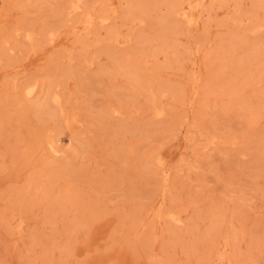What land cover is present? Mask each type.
I'll use <instances>...</instances> for the list:
<instances>
[{"label":"rangeland","instance_id":"1","mask_svg":"<svg viewBox=\"0 0 264 264\" xmlns=\"http://www.w3.org/2000/svg\"><path fill=\"white\" fill-rule=\"evenodd\" d=\"M69 2L0 0V264H264V0Z\"/></svg>","mask_w":264,"mask_h":264},{"label":"bare ground","instance_id":"2","mask_svg":"<svg viewBox=\"0 0 264 264\" xmlns=\"http://www.w3.org/2000/svg\"><path fill=\"white\" fill-rule=\"evenodd\" d=\"M183 1V0H182ZM186 3V2H185ZM80 0H71V2H69V7H68V9H69V12H68V15L70 14V13H75L76 14V12L78 11V10H80ZM186 5V4H185ZM190 10V9H189ZM172 12H175L174 10L172 11ZM80 13V12H79ZM194 13V12H193ZM176 14H178L180 17H179V19L181 18L182 20H184L185 21V23L187 24V25H190L191 24V22H192V18H190V17H188L187 16V14L184 12V11H182V9L180 10V9H178L177 11H176V13H175V15ZM82 15V14H81ZM191 16V15H190ZM102 18V17H101ZM105 18V17H104ZM102 22H104V21H106L105 19H102L101 20ZM86 24H91V21H87V18L85 19V21H84ZM194 22V21H193ZM53 37V36H52ZM26 39L27 40H31V37H30V35H26ZM50 40H51V38H50ZM52 41V40H51ZM38 84V83H37ZM38 86V85H37ZM38 89V88H37ZM37 93V91H36V85L35 84H27L26 86H24V88H23V94H24V96L25 97H28V98H30V97H32V96H34L35 94ZM39 94V93H38ZM43 94V93H42ZM33 98V97H32ZM48 98L51 100V101H53V102H57V98H59L58 97V95L56 96L55 94H50V95H48ZM48 99V100H49ZM46 100V99H45ZM47 100V101H48ZM49 100V101H50ZM46 101V102H47ZM48 101V102H49ZM59 102V101H58ZM49 104H52L51 102L49 103ZM59 104V103H58ZM60 105V104H59ZM50 107V106H49ZM47 108V107H46ZM48 110V109H47ZM157 111V110H156ZM39 114V113H38ZM161 114H162V110L161 111H157V112H155V114H154V116H161ZM48 115V114H47ZM50 116V115H49ZM54 117V116H53ZM68 122V121H67ZM70 123V122H69ZM72 123V122H71ZM67 124V123H66ZM72 125V124H71ZM68 127V126H67ZM71 127V126H70ZM50 144V143H49ZM53 147V145H51L50 144V147ZM50 148V149H52L53 150V152H55L56 150L54 149V148ZM157 164H158V167H161L162 169H164V159L163 158H157ZM164 171V170H163ZM165 174V173H164ZM164 176V175H163ZM164 181H165V179H164ZM172 217V220L173 221H178V220H174L173 219V216H171ZM170 217V218H171ZM171 221V220H170ZM174 223V222H173Z\"/></svg>","mask_w":264,"mask_h":264}]
</instances>
